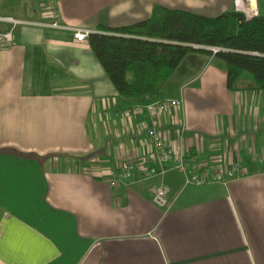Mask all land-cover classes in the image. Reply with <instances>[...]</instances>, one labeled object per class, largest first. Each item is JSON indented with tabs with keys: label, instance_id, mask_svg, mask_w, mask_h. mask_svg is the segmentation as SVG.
<instances>
[{
	"label": "crops",
	"instance_id": "0c3cea01",
	"mask_svg": "<svg viewBox=\"0 0 264 264\" xmlns=\"http://www.w3.org/2000/svg\"><path fill=\"white\" fill-rule=\"evenodd\" d=\"M52 6L62 28L40 25ZM155 7L264 15L263 0H0V31L14 35L0 51V264H264V163L250 157L264 153V91H228L211 59L160 94L183 103L162 129L200 166L239 159L248 175L185 186L164 164L163 177L110 186L150 144L148 117L122 113L154 100L119 97L70 28L131 26ZM153 183L171 188L168 210L153 203Z\"/></svg>",
	"mask_w": 264,
	"mask_h": 264
},
{
	"label": "trees",
	"instance_id": "16d2710c",
	"mask_svg": "<svg viewBox=\"0 0 264 264\" xmlns=\"http://www.w3.org/2000/svg\"><path fill=\"white\" fill-rule=\"evenodd\" d=\"M87 41L119 97L158 100L160 85L194 77L206 64L203 58L224 63L228 91H264V15L228 11L207 17L155 7L149 19L100 27Z\"/></svg>",
	"mask_w": 264,
	"mask_h": 264
},
{
	"label": "built area",
	"instance_id": "2783aa9c",
	"mask_svg": "<svg viewBox=\"0 0 264 264\" xmlns=\"http://www.w3.org/2000/svg\"><path fill=\"white\" fill-rule=\"evenodd\" d=\"M53 5L55 0H48ZM57 11L52 6L49 8L46 18L51 20L49 23H40L43 26L52 28H62L57 21ZM13 24V28L17 25L28 24V22L15 20L12 18L2 19ZM74 32V36L78 41H86L89 34L88 30L70 28ZM14 43L13 29L0 31V51L9 50ZM182 100L164 99L154 100L145 106H137L133 109L122 113L124 116L145 115L149 119L147 135L149 138V147L142 157L133 161H124L120 163L113 175L110 177V186L119 188L122 181L137 178L139 180H150L155 177H163L167 168L164 164H172L173 170L183 177L184 185L205 186L212 183L228 184L229 182L242 179L248 175V170L242 161L237 159L220 168L200 166L196 157L182 151L170 142L162 129L161 117L169 111V109H181ZM184 131V127L180 132ZM181 136V135H180ZM253 162L264 163V153L250 152ZM171 188L162 183H153L150 186V195L153 203L162 209L171 208L170 200Z\"/></svg>",
	"mask_w": 264,
	"mask_h": 264
},
{
	"label": "rangeland",
	"instance_id": "374dc122",
	"mask_svg": "<svg viewBox=\"0 0 264 264\" xmlns=\"http://www.w3.org/2000/svg\"><path fill=\"white\" fill-rule=\"evenodd\" d=\"M210 65L212 67H214L215 69H217V70L225 71L224 63L221 60L217 59V58L211 59ZM176 78H172L171 80H169L165 84H162V85L159 86V89H160V92H161L162 96H168L169 94H173L176 91V89H175V87H176L175 86ZM173 176H174V174H171L168 177H173Z\"/></svg>",
	"mask_w": 264,
	"mask_h": 264
}]
</instances>
